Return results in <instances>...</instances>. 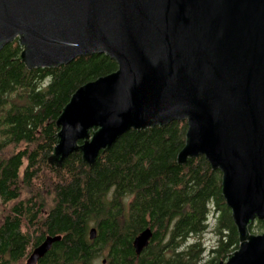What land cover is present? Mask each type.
<instances>
[{
	"label": "water",
	"instance_id": "obj_1",
	"mask_svg": "<svg viewBox=\"0 0 264 264\" xmlns=\"http://www.w3.org/2000/svg\"><path fill=\"white\" fill-rule=\"evenodd\" d=\"M18 39L29 69L106 55L113 74L72 96L57 120L52 166L94 165L130 130L186 121L178 163L204 156L223 175L239 249L220 264H264V0H0V52ZM90 239L97 236L90 230ZM153 236L134 241L139 255ZM62 236L27 259L38 264Z\"/></svg>",
	"mask_w": 264,
	"mask_h": 264
},
{
	"label": "trees",
	"instance_id": "obj_2",
	"mask_svg": "<svg viewBox=\"0 0 264 264\" xmlns=\"http://www.w3.org/2000/svg\"><path fill=\"white\" fill-rule=\"evenodd\" d=\"M22 52L18 39L0 52V264H26L48 236L62 240L38 264H220L239 249L222 172L204 156L177 161L186 121L130 130L93 166L80 152L52 166L62 111L118 65L92 55L29 70ZM147 229L153 236L138 255L135 238Z\"/></svg>",
	"mask_w": 264,
	"mask_h": 264
},
{
	"label": "rangeland",
	"instance_id": "obj_3",
	"mask_svg": "<svg viewBox=\"0 0 264 264\" xmlns=\"http://www.w3.org/2000/svg\"><path fill=\"white\" fill-rule=\"evenodd\" d=\"M261 233H264V230H256L253 232V234H258V235H261ZM205 236V241L207 243L208 246H212L215 242V236H213V233L212 231H209Z\"/></svg>",
	"mask_w": 264,
	"mask_h": 264
},
{
	"label": "flooded vegetation",
	"instance_id": "obj_4",
	"mask_svg": "<svg viewBox=\"0 0 264 264\" xmlns=\"http://www.w3.org/2000/svg\"><path fill=\"white\" fill-rule=\"evenodd\" d=\"M258 224H259V221H255V223L253 224V226L250 227V232H251L250 234H253L254 229L258 226ZM254 235H258V234H254Z\"/></svg>",
	"mask_w": 264,
	"mask_h": 264
}]
</instances>
